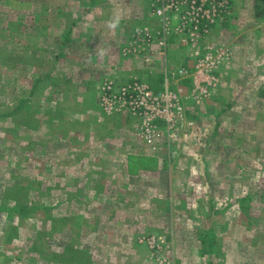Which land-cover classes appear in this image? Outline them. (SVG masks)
Returning <instances> with one entry per match:
<instances>
[{
  "label": "rangeland",
  "instance_id": "obj_1",
  "mask_svg": "<svg viewBox=\"0 0 264 264\" xmlns=\"http://www.w3.org/2000/svg\"><path fill=\"white\" fill-rule=\"evenodd\" d=\"M119 1L115 4L119 5ZM228 1L232 15L211 32L209 42L225 45L234 57L220 71L222 79L215 92L221 98L211 108L224 111L225 119L243 109L239 113L257 114L259 122L255 133L246 129L241 132L244 137L252 135L255 143L254 148L243 149L248 158L252 151L256 153L252 157L253 168L250 161L244 160L242 175L246 178L233 180L231 186L237 187L235 196L227 194L224 200L219 197L218 203L230 209L222 214L230 221L240 190L252 191L251 207L256 220L252 228H243L237 235L249 236L241 245L242 256L252 251L250 237L256 239L257 247H253L259 259L253 263L264 264V100L243 96L264 95V0ZM86 4L87 0H0V264H181L174 247V212L140 210L146 205L136 199V208L127 206L121 198L134 196L105 194L102 180H88L89 172L101 171L105 165L98 164L94 170V165L77 160L82 139L73 137L81 130L68 129V122L77 125L74 116L57 114L56 100L47 99L41 91L42 87L51 88L50 81L44 80L43 70L47 68L43 64L48 59H55V64L69 58L56 51L57 38L51 34L62 28L56 13L84 12ZM75 56L73 59L78 61L80 55ZM92 96L95 100V93ZM91 103L88 98L86 106L92 108ZM114 115L106 116L114 119ZM213 118L210 117L212 123ZM59 119L65 127H61ZM121 121L131 129L128 137L140 140V119L131 115L121 117ZM187 122L184 125L190 132L195 123ZM249 125L242 123L244 128ZM158 127L160 139L166 141L165 127L159 123ZM178 129L169 139L171 144L177 139ZM232 136L235 137L233 130L228 132V138ZM172 156L174 159V153ZM250 169H254L253 175L249 174ZM17 203L25 208L23 216ZM213 218L222 224L219 214ZM228 224L231 227H221L220 234L230 237L235 228L233 223ZM235 247L230 244L226 250L230 248L234 254ZM210 248L208 252L214 250ZM204 262L213 264L211 260ZM235 262L246 264L250 259L220 260L218 264Z\"/></svg>",
  "mask_w": 264,
  "mask_h": 264
},
{
  "label": "crops",
  "instance_id": "obj_2",
  "mask_svg": "<svg viewBox=\"0 0 264 264\" xmlns=\"http://www.w3.org/2000/svg\"><path fill=\"white\" fill-rule=\"evenodd\" d=\"M90 1L92 5H88ZM116 1L87 0L88 8L84 12H57L62 28L56 33L51 31L57 38L54 39L56 51L64 52L69 58L65 62L56 61L55 64V59L53 61L48 59L47 64H43V68H47L43 70L46 75L44 80L50 81L49 88L52 92L46 87H42L41 91L47 99L56 100L57 114L61 117L66 114L74 116L79 128L68 122L71 126L68 129L81 130L78 135L74 133L76 137H73L82 139L80 140L82 152H76L77 160L94 165V170L98 169V164H104L101 171L89 172L86 175L87 179L102 180V184L106 186L103 190L105 194L113 192L124 196L128 193L134 196L133 199L121 198L127 206L132 205L136 208L138 206L136 199L142 200L146 205L140 210L152 213L174 212V247L176 258L181 264H202L201 261L204 260L218 264L220 260L237 261L243 258L250 259L246 264H254L253 261L259 259L254 248L257 247L256 239L250 237L252 251L242 256L241 251L244 248L241 245L246 236H249L237 235L243 228H246L245 230L252 228L253 221L256 220L251 207L252 191L242 193L240 190L241 196L236 199L238 205L230 211V221L222 215L230 209L222 208L218 198L222 197L224 200L227 194L235 196L237 187L231 186V182L242 179V169L246 166L244 160L250 161V166L254 162L252 157L253 153L256 155L255 152L252 151L250 158L247 157L248 152H243L246 146L254 148L252 135L247 134L250 138L248 141L241 132L246 129L250 133H255V129L258 128L256 124L259 122L258 115L246 116L239 113L243 110L240 108L241 111L225 119L224 111L218 109L217 112L216 107L211 108L213 105L216 106L221 98L215 90L201 104L196 105L190 100L188 96L192 80L177 75L176 71L183 67L192 72L195 60L187 48L179 46L174 37L169 41V63L166 65L167 68H174V84L172 83L174 91L182 90L181 96L186 108L185 122H194L195 127L189 132L186 125H180L174 144L168 139L166 141L159 139L155 150L149 148L148 150L144 143L133 135L135 140L132 141V137H128L129 133L131 134L129 125L121 121V117H131L132 114L122 112L119 115L113 114L114 119L112 116L107 117L98 105V88L107 79L122 83L137 78L158 91L163 87V74L158 65L147 67L142 58L122 55V49L130 43L136 27L142 24L157 26V22L148 11L149 1L121 0L119 5L115 4ZM151 20L155 23L150 24ZM210 39L211 36L205 43L212 44L209 42ZM82 53L85 57L81 55ZM76 54L80 55L77 57L78 61L73 59ZM73 62L77 65L73 66ZM223 68L219 70L220 77ZM219 86L220 84L216 89ZM94 93L95 100L92 96ZM252 94L243 96L254 101L264 100V95ZM88 98L92 100V108L86 106ZM69 106L71 108L65 110ZM202 108L205 110L202 111ZM251 109L252 107L250 111ZM47 113L50 114L49 111ZM211 116L214 117L213 123L210 120ZM59 122L61 127H65L61 119ZM242 123L250 125L244 128ZM232 130L235 137L228 138V132ZM254 172V169L249 170L250 175ZM218 214L222 224L213 218ZM228 223H233L232 226L235 228V234L230 237L220 234L221 227L222 229L231 227ZM230 244L236 245L234 254L229 251L230 248L226 250ZM208 246L214 250L208 252Z\"/></svg>",
  "mask_w": 264,
  "mask_h": 264
},
{
  "label": "built area",
  "instance_id": "obj_3",
  "mask_svg": "<svg viewBox=\"0 0 264 264\" xmlns=\"http://www.w3.org/2000/svg\"><path fill=\"white\" fill-rule=\"evenodd\" d=\"M149 5L157 26L136 27L122 55L142 58L147 67L158 65L163 74V87L156 91L136 78L122 83L105 80L98 88L97 101L106 115L128 112L138 117L140 140L155 150L161 137L158 123L165 127L169 140L186 119L182 90L174 91V70L166 65L170 39L176 37L179 46L187 48L195 60L192 72L182 67L176 73L192 80L188 98L196 104L203 103L216 90L221 81L220 68L234 55L223 44L205 43L211 32L222 27L232 15L228 0H149Z\"/></svg>",
  "mask_w": 264,
  "mask_h": 264
},
{
  "label": "trees",
  "instance_id": "obj_4",
  "mask_svg": "<svg viewBox=\"0 0 264 264\" xmlns=\"http://www.w3.org/2000/svg\"><path fill=\"white\" fill-rule=\"evenodd\" d=\"M17 208H19V209L21 210V212H20V213H21V215L23 216V215H24V211H23V209H25V208H23V209H22V208L19 206V204H18V203H17Z\"/></svg>",
  "mask_w": 264,
  "mask_h": 264
},
{
  "label": "clouds",
  "instance_id": "obj_5",
  "mask_svg": "<svg viewBox=\"0 0 264 264\" xmlns=\"http://www.w3.org/2000/svg\"><path fill=\"white\" fill-rule=\"evenodd\" d=\"M110 27H115V25H110Z\"/></svg>",
  "mask_w": 264,
  "mask_h": 264
}]
</instances>
